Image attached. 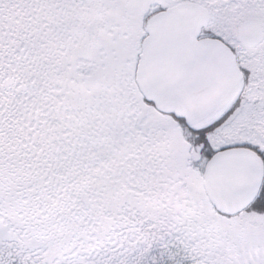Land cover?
Instances as JSON below:
<instances>
[{
    "label": "snow or ice",
    "instance_id": "6c2138e0",
    "mask_svg": "<svg viewBox=\"0 0 264 264\" xmlns=\"http://www.w3.org/2000/svg\"><path fill=\"white\" fill-rule=\"evenodd\" d=\"M0 264H264V0H0Z\"/></svg>",
    "mask_w": 264,
    "mask_h": 264
}]
</instances>
